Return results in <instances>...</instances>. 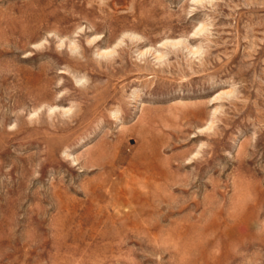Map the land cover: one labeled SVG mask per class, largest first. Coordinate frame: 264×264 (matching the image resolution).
I'll return each mask as SVG.
<instances>
[{
    "label": "rangeland",
    "instance_id": "obj_1",
    "mask_svg": "<svg viewBox=\"0 0 264 264\" xmlns=\"http://www.w3.org/2000/svg\"><path fill=\"white\" fill-rule=\"evenodd\" d=\"M0 264H264V0H0Z\"/></svg>",
    "mask_w": 264,
    "mask_h": 264
}]
</instances>
